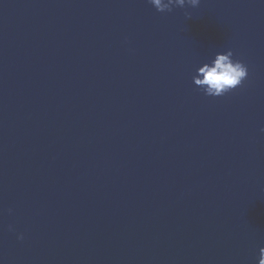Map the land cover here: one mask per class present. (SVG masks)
<instances>
[{
  "label": "water",
  "instance_id": "water-1",
  "mask_svg": "<svg viewBox=\"0 0 264 264\" xmlns=\"http://www.w3.org/2000/svg\"><path fill=\"white\" fill-rule=\"evenodd\" d=\"M228 51L248 76L206 96L193 77ZM261 248L264 0H0V264Z\"/></svg>",
  "mask_w": 264,
  "mask_h": 264
},
{
  "label": "clouds",
  "instance_id": "clouds-1",
  "mask_svg": "<svg viewBox=\"0 0 264 264\" xmlns=\"http://www.w3.org/2000/svg\"><path fill=\"white\" fill-rule=\"evenodd\" d=\"M148 2L154 6L157 12L165 13L172 12L176 7L184 8L186 5L196 8L200 0H148ZM232 55L231 51L223 55L218 54L211 66L205 64L197 70V75L193 77V83L203 89L206 96L222 97L238 88L247 78V68L242 63L234 62L231 59ZM259 255V264H264V248L260 249Z\"/></svg>",
  "mask_w": 264,
  "mask_h": 264
}]
</instances>
